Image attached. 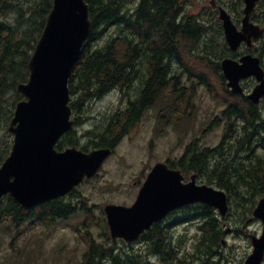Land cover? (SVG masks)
I'll return each mask as SVG.
<instances>
[{
	"label": "trees",
	"instance_id": "obj_1",
	"mask_svg": "<svg viewBox=\"0 0 264 264\" xmlns=\"http://www.w3.org/2000/svg\"><path fill=\"white\" fill-rule=\"evenodd\" d=\"M133 1L87 0L92 20L90 35L69 79L75 126L61 137L57 148L78 146L85 151L115 148L124 136L139 127L148 109L155 106H159L161 125L179 127L186 119H193L195 98L204 85L211 98L223 105V110L203 129V135L223 126L222 138L211 147L202 145L200 137H194L178 161L168 162L187 175L198 173L202 182L226 190L229 215L222 220L213 207L194 206L193 217L202 214L204 222L199 225L201 232L193 249L183 254L180 245L168 240L162 222L154 224L141 239L147 243L149 253L160 258L161 264H190L197 259L202 264H212L216 255L219 260L226 257L222 250L226 234L223 224L232 222L238 232L243 230L264 194V114L244 94L232 93L227 88L219 72V60L227 48L225 40L217 36L206 41L207 34L198 19L192 18L185 25L175 23L185 0H140L131 10L129 2ZM52 5L53 0H0V166L13 144L7 127L17 102L23 98L17 85L29 77L28 63ZM258 20L264 25V17ZM113 25L119 27L116 35L98 47L93 46ZM204 44L209 58L204 55ZM216 46L219 56L213 52ZM115 89L127 96V104L105 116L96 126L102 124L97 132L78 134L77 126L84 120L87 103ZM86 200L76 188L67 196L30 208L8 195L2 197L0 248L7 236L18 240L29 227L67 223L80 213L84 214L85 222L90 219L93 222L95 215ZM97 220L104 228L105 240L97 241L87 230L91 222L85 223L87 231L81 235L87 248L80 264H105L107 259L112 264L147 263L134 251L116 252V241L110 237L106 217Z\"/></svg>",
	"mask_w": 264,
	"mask_h": 264
},
{
	"label": "water",
	"instance_id": "obj_2",
	"mask_svg": "<svg viewBox=\"0 0 264 264\" xmlns=\"http://www.w3.org/2000/svg\"><path fill=\"white\" fill-rule=\"evenodd\" d=\"M244 1L246 14L241 29L221 9L225 38L233 50L242 42L252 45L253 39L264 35V27L250 20L259 0ZM90 29L87 0H53L29 61V79L17 86L25 98L17 103L8 127L14 142L0 167V198L9 194L24 207H33L64 196L86 177L95 176L112 154L110 147L89 152L76 146L56 149L61 136L74 125L69 79ZM222 69L232 92H243L241 80L255 76L259 83L248 98L258 103L264 97V69L258 56L248 54L240 61L224 58ZM197 202L215 207L223 216L229 209L226 191L198 184L197 174L186 182L181 169L160 161L151 168L132 205L108 203L104 210L111 236L132 241L171 211ZM253 213L262 220L263 233L251 236L254 249L243 264H262L264 258V194Z\"/></svg>",
	"mask_w": 264,
	"mask_h": 264
},
{
	"label": "rangeland",
	"instance_id": "obj_3",
	"mask_svg": "<svg viewBox=\"0 0 264 264\" xmlns=\"http://www.w3.org/2000/svg\"><path fill=\"white\" fill-rule=\"evenodd\" d=\"M139 1L129 2L131 10L137 6ZM209 20L213 21L214 16L210 15ZM118 28L115 25L109 27L103 38L94 42L93 46L98 47L106 39L116 35ZM207 36L209 35L207 34ZM246 83L248 86V81ZM127 100V96L120 89H115L100 99L90 101L85 106L82 117L84 120L77 127L78 132H97L102 128V124L99 128L96 126L102 122L105 116L124 107ZM195 108L193 119H186L179 127L161 125L159 106L151 108L144 115L139 127L123 137L115 152L106 159L100 174L78 187L80 195L83 199L86 197L87 205L95 215L93 222L91 219L88 221L91 222L87 226L88 228L85 227V223L88 222H85L83 213H80L69 223H57L45 229L40 226L29 227L13 245L11 244L12 236L5 238L0 251V264H80L87 248V243L81 235L83 232L90 230L97 241L104 242L105 240L104 228L98 224L97 220L100 217L103 218L105 204H132L151 167L158 161L169 159L178 161L194 137H200L202 145L211 147L220 142L223 126H217L205 135L202 132L204 128L208 127L209 122L215 116L220 115L223 110V105L211 98L204 85L200 86L195 98ZM10 135L12 136V134ZM170 218L165 223L171 222ZM197 224V222L191 224L186 232L188 235L186 240L175 241L181 246L182 254L185 250L193 249L198 229ZM223 226L226 228L227 224L224 223ZM261 226V222L256 220L249 224L246 223L244 228L254 234L261 229ZM185 227L182 224L177 225L175 231L179 234L184 231ZM86 228L87 230H85ZM225 239L227 244L222 246V250L226 257L221 258L222 264H242L252 250L250 239L235 232L226 233ZM108 243L112 244V242ZM116 247V252L134 251L142 255L143 261H147L145 264H161L159 257H150L147 252L149 247L144 240L140 239L136 242L119 240ZM213 258L215 261L220 259L219 255ZM105 264H112V262L107 259ZM190 264L202 263L197 259Z\"/></svg>",
	"mask_w": 264,
	"mask_h": 264
},
{
	"label": "flooded vegetation",
	"instance_id": "obj_4",
	"mask_svg": "<svg viewBox=\"0 0 264 264\" xmlns=\"http://www.w3.org/2000/svg\"><path fill=\"white\" fill-rule=\"evenodd\" d=\"M245 6H246V3L244 0H185L183 10L178 14V17L176 18L175 23L183 24V22H185V24H187L192 18L198 19L199 21H201L205 29L204 33L209 35L206 37V40L215 39V37L217 36L219 37V39H224L225 36H224L223 21L220 19L221 9H225L230 14L234 24L238 27V29H241L243 26V17L246 14ZM210 15L214 16L213 21L209 20ZM262 17H264V0H260L258 2L256 6V10L251 15L250 20L252 22L260 23L258 19ZM203 51H204L205 57H207L208 49H207V46H205V44L203 45ZM213 52L217 56H219V46H216L213 49ZM250 53L260 56L261 61H262V66L264 67V40L259 39V40H255L254 43H252V45H249V46L247 43L242 42L236 48V50H232L230 46L227 44V48H225L219 60L220 61L219 72L222 73L221 61L224 58L230 57V58H233L239 61L243 56H245L246 54H250ZM208 58H209V55H208ZM163 60L165 62L169 61L168 58H164ZM156 61H159V59L157 58ZM248 80H249L248 87H251L252 85L255 86L257 84V81L255 80V78H249ZM250 82L252 83L251 85H250ZM245 83L246 81L244 82V84ZM249 92L250 90L247 89L246 94H248ZM251 103L254 104L253 102ZM254 105L257 107V109L260 112L264 114V107H263L264 98H262L259 103L257 104L255 103ZM190 175H192V173ZM185 176H186V181L189 180L187 179L189 175L185 174ZM197 205H201V204L199 203L187 204L181 208L173 210L171 213H169L166 216V218L162 220L161 225L164 229V232H166L167 234L168 240L169 239H172L173 241L186 240L188 236L186 235L187 234L186 232L190 228L191 224H194V222H197L198 223L197 225L199 226V223L204 222L203 220L204 216L202 214L201 216L193 217L194 216L193 208L194 206H197ZM169 218L171 222L165 223L166 220ZM256 220H259L262 224V221L260 219L258 218L256 219L254 217H251L246 223L249 224L250 222L256 221ZM181 224L186 227L183 232L178 234V232L175 231V228L177 227V225H181ZM229 226L231 227V228L230 227L228 228L229 232H233L234 229L232 228L233 227L232 222H230ZM262 230H263V225L261 226V229L258 232H255L254 234L260 235L262 233ZM239 233L244 235L245 237H250L252 235V232H248L246 228H244L243 230H240ZM199 234H200V231L197 229L195 235L198 236ZM263 264H264V260H263Z\"/></svg>",
	"mask_w": 264,
	"mask_h": 264
},
{
	"label": "crops",
	"instance_id": "obj_5",
	"mask_svg": "<svg viewBox=\"0 0 264 264\" xmlns=\"http://www.w3.org/2000/svg\"><path fill=\"white\" fill-rule=\"evenodd\" d=\"M164 1V0H163Z\"/></svg>",
	"mask_w": 264,
	"mask_h": 264
}]
</instances>
